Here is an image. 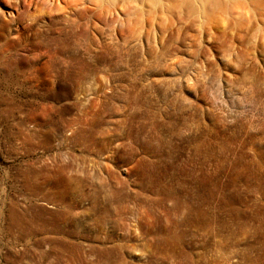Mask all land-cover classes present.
<instances>
[{
	"label": "rangeland",
	"instance_id": "obj_1",
	"mask_svg": "<svg viewBox=\"0 0 264 264\" xmlns=\"http://www.w3.org/2000/svg\"><path fill=\"white\" fill-rule=\"evenodd\" d=\"M13 28L0 39V264H264V36L232 39L229 67L207 39L211 56L183 48L195 62L152 76L43 67Z\"/></svg>",
	"mask_w": 264,
	"mask_h": 264
},
{
	"label": "bare ground",
	"instance_id": "obj_2",
	"mask_svg": "<svg viewBox=\"0 0 264 264\" xmlns=\"http://www.w3.org/2000/svg\"><path fill=\"white\" fill-rule=\"evenodd\" d=\"M0 6L8 9L7 18L0 14V39L13 26V46L30 53L31 62L43 50V67L131 69L163 76L195 62L178 56L183 48L201 56L207 39L211 51L224 53L220 60L229 67L232 39L264 36V0H0ZM236 48L245 53L240 43ZM210 65V60L201 64ZM78 251L77 246L73 254Z\"/></svg>",
	"mask_w": 264,
	"mask_h": 264
}]
</instances>
